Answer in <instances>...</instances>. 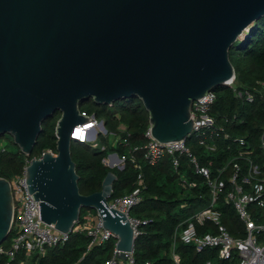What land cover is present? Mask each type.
Listing matches in <instances>:
<instances>
[{"label": "water", "instance_id": "obj_1", "mask_svg": "<svg viewBox=\"0 0 264 264\" xmlns=\"http://www.w3.org/2000/svg\"><path fill=\"white\" fill-rule=\"evenodd\" d=\"M264 16V0H0V137L31 155L43 122L60 112L56 155L32 158L26 181L50 233L73 230L81 211L96 209L131 251L127 216L108 206L117 175L81 193L72 136L89 121L84 102L136 98L160 144L187 139L194 101L236 77L230 49ZM105 128V121L101 122ZM108 165L120 162L114 152ZM14 197L0 177V246L12 230Z\"/></svg>", "mask_w": 264, "mask_h": 264}, {"label": "trees", "instance_id": "obj_2", "mask_svg": "<svg viewBox=\"0 0 264 264\" xmlns=\"http://www.w3.org/2000/svg\"><path fill=\"white\" fill-rule=\"evenodd\" d=\"M230 59L235 67L236 85L241 89L255 92L254 102L239 99L233 89L227 85L216 88L217 99L210 111L215 118L213 139L217 149L208 150L201 145L195 136L188 138V145L198 156L202 165L209 166L213 174L217 168L227 165V175L231 172L232 163L241 150L252 152V157L259 163V154H264V99L262 88L258 81H264V16L255 21L242 41H237L230 49ZM81 110L95 114L98 119L105 121L108 132L117 134L115 145H110L108 136L100 135V144L93 146L80 141L72 142V158L76 163L79 175V188L82 194L89 195L102 189V183L109 171L117 175L113 184L110 199L131 193L139 185V175H142V200L133 207L132 215L140 219H148L149 223L141 227L142 234L135 241V259L139 264H174L173 244L174 233L180 223L195 212L205 208L211 201L210 188L205 178L196 173L190 160L181 157L180 167L175 169L170 157H164L156 165H150L143 156V150L135 152L136 161L127 158L122 168L108 165V155L116 152L120 157L128 155L135 145H145L148 139L145 132L149 126V113L139 99L126 98L116 101L113 105H99L92 99L84 102ZM61 116L58 112L43 122L36 145L31 155L24 154L14 143L12 136H1L10 140L9 144L0 147V177L12 180L23 173L27 163L32 158L41 157L46 151H57L56 126ZM124 124L125 128L120 129ZM210 132V130H208ZM245 138L246 145L242 146L237 138ZM127 140V144L123 140ZM140 165V168L138 167ZM183 177L186 182H183ZM192 184V186H190ZM196 184V186H195ZM217 208L222 213V222L234 236H244V224L232 204L224 201L222 196ZM91 209L84 208L82 215ZM200 233L214 232L212 222L198 226ZM14 230H11L4 246L10 244ZM89 237L84 231H73L65 243L48 249L45 256L32 257L29 264H104L111 256L114 243L95 246L81 259ZM175 251L180 257V264H239L237 258L232 260L220 259L217 248H205L197 251L193 244L177 241Z\"/></svg>", "mask_w": 264, "mask_h": 264}, {"label": "built area", "instance_id": "obj_3", "mask_svg": "<svg viewBox=\"0 0 264 264\" xmlns=\"http://www.w3.org/2000/svg\"><path fill=\"white\" fill-rule=\"evenodd\" d=\"M262 88V98L264 99V81H258ZM230 86L235 95L246 102H254L256 94L250 89H241L236 85L235 78L226 83ZM217 99L216 91H209L200 99L193 102L191 107V117L195 125L192 133L188 136H195L201 145L208 150L217 149V143L213 139V129L210 128L215 124V118L210 111ZM81 113L89 117V121L78 125L75 131L85 130L88 126L94 125L89 133L79 137L80 142L90 143V138L97 139L99 134L108 136L117 134L108 132L106 126L103 128L101 122L95 114H88L81 110ZM210 130V132H208ZM75 131L72 136H75ZM93 131V132H92ZM152 128L149 124L145 132L148 142L145 145H135L128 155L120 157L123 164L127 158L137 163L135 152L143 150L144 159L150 165H156L164 157H170L175 169L180 167L182 156L189 158L196 173L205 178L206 184L210 188L211 201L203 209L195 212L188 219L178 225L174 233L173 259L174 264H180V257L175 251L177 241H183L187 244H193L197 251L205 248H217L220 259L232 260L237 258L239 264H264V162L259 163L252 157V152L241 150L232 163L231 172L225 178L227 165L217 168V173L213 174L211 168L202 165L198 156L188 145V138L182 139L181 142L172 144H160L151 134ZM264 141V135L261 137ZM94 140V139H93ZM240 145L247 146L245 138H237ZM96 142V141H95ZM123 142L127 144V140ZM92 144V143H91ZM97 146L96 143L92 144ZM56 155L57 153L49 150ZM110 158V157H108ZM259 159H264V154H259ZM113 161L114 158H110ZM264 161V160H263ZM114 161V166H115ZM23 173L15 176L10 180L14 197V218L12 229L14 234L11 237L10 244L0 246V264H29L34 255L38 257L45 256L51 247L65 243L69 240L73 231H84L89 237L87 250L80 260L93 249L95 246H101L109 241L114 243L111 256L104 264H139L135 259V241L142 234L141 227L149 223L148 219H140L132 215V209L142 200L141 185L143 184L142 175H139V185L131 193L124 196L108 200L109 207H115L124 213L134 232V247L131 251H124L125 258H121L123 251L119 250L118 234L104 226L102 217L98 210H88L82 215V220L78 221L73 230L64 235L50 233L55 226L48 224L41 219V205L39 200H34L30 194L29 186L26 181V168ZM140 168V165H138ZM183 182L186 178L183 177ZM192 186V184H190ZM196 186V184H195ZM228 204H232L237 215L244 224V236H234L230 233L227 226L222 222V213L217 208L218 201L221 197ZM212 222L216 228L214 232L200 233L198 226H204L207 222ZM146 264H150L147 262ZM207 264H212L210 261Z\"/></svg>", "mask_w": 264, "mask_h": 264}, {"label": "rangeland", "instance_id": "obj_4", "mask_svg": "<svg viewBox=\"0 0 264 264\" xmlns=\"http://www.w3.org/2000/svg\"><path fill=\"white\" fill-rule=\"evenodd\" d=\"M100 121L101 120H103V119H99ZM120 129H124L125 128V126H124V124H121L120 126ZM93 132V131H92ZM100 135H104V134H99L98 135V137H97V139L95 140V137L94 138H90V140H89V142H90V144L92 143H96L98 146L99 145H101L99 142H100ZM106 136V135H105ZM108 138H109V143H110V145H115V143H116V137L114 136V134H109L108 135ZM1 139V138H0ZM94 139V140H93ZM96 141V142H95ZM9 144V147L11 148L13 145H12V143H10V140H8L7 138H5L4 140H3V142H1L0 141V147H4V146H6V145H8ZM111 154V153H110ZM112 159H110V158H108V163L111 161ZM123 163L122 162H115V166L114 167H120L121 165H122ZM92 211H95L96 209H91Z\"/></svg>", "mask_w": 264, "mask_h": 264}, {"label": "bare ground", "instance_id": "obj_5", "mask_svg": "<svg viewBox=\"0 0 264 264\" xmlns=\"http://www.w3.org/2000/svg\"><path fill=\"white\" fill-rule=\"evenodd\" d=\"M88 123V122H87ZM94 128V125H92V126H88L85 130H83V129H78V130H76L75 131V138H78V136L79 137H82V136H84V134L86 133V135L89 133V130H91V129H93Z\"/></svg>", "mask_w": 264, "mask_h": 264}]
</instances>
